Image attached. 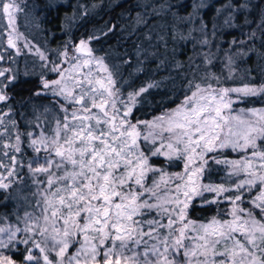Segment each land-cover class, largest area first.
<instances>
[{
    "label": "snow or ice",
    "instance_id": "obj_1",
    "mask_svg": "<svg viewBox=\"0 0 264 264\" xmlns=\"http://www.w3.org/2000/svg\"><path fill=\"white\" fill-rule=\"evenodd\" d=\"M66 7L69 36L88 5L0 0V264H264V0H114L43 51L20 31Z\"/></svg>",
    "mask_w": 264,
    "mask_h": 264
},
{
    "label": "rangeland",
    "instance_id": "obj_2",
    "mask_svg": "<svg viewBox=\"0 0 264 264\" xmlns=\"http://www.w3.org/2000/svg\"><path fill=\"white\" fill-rule=\"evenodd\" d=\"M31 0H27V2H29ZM41 3L40 7H43V3L44 0H39ZM83 3L88 5L89 9L91 10V14L88 15L86 18L84 19H77V21L75 22V24L72 26L71 28V32L69 36H65L60 30H59V26H60V19L58 17H63L64 16V11L67 10L68 14L71 15L72 14V10L67 8L63 9L60 11V13H52L50 15H48V20L42 23V28H44L45 33L46 34V42L44 43L41 39H39L38 37H32L33 36V32H37L40 29H37L35 27V24L37 22V17L32 14L31 12H29V14L27 15V17H25L24 15H21L19 18V25H20V31L22 33H24L28 39L34 43L35 45H37V47H41V50H46V49H50V48H57L59 45H62L66 40H68L69 38L78 40L80 38H85V36L81 35V30H82V26H81V21L84 20H89L93 15L97 16V18H100L101 20H106V21H111V22H117V18L119 17L120 13L118 14H113L111 18H107V9L108 8H112L111 4L114 3V0H103V3L101 4V0H64L65 5L67 6L68 4H72L75 5L77 3ZM93 4H101L100 7L96 8V9H91V6ZM125 6V5H124ZM106 14V15H105ZM44 15V13H40V16L42 17ZM105 23V22H104ZM103 23V24H104ZM103 24H101L100 26H98L97 28L101 27ZM58 36L57 42L54 43L53 41L55 40V37ZM57 38V37H56ZM53 42V43H52ZM191 46L189 45L188 48H190ZM187 51V50H186ZM191 54L190 51L187 52V55ZM33 57L30 55L28 57L29 61H31ZM180 59H185L186 56H180ZM251 61H249V65H251ZM21 67H23V65L21 64ZM143 77H141L142 79ZM140 79V80H141ZM138 80L136 83L139 84ZM161 99V96H156L154 104L156 102H159ZM220 175H222V173L219 174H213L211 179L214 182H219L220 179Z\"/></svg>",
    "mask_w": 264,
    "mask_h": 264
},
{
    "label": "trees",
    "instance_id": "obj_3",
    "mask_svg": "<svg viewBox=\"0 0 264 264\" xmlns=\"http://www.w3.org/2000/svg\"><path fill=\"white\" fill-rule=\"evenodd\" d=\"M33 2H36V3H38L40 6H41V3H40V1L39 0H31V1H29L28 3H33ZM127 5H125V7H126ZM107 13L106 14H108L107 15V17H106V19L107 18H111L112 17V15L113 14H118V13H121L122 11H123V7H116V8H108L107 10ZM105 14V15H106ZM104 22H106V20H101L100 18H97V16H95V15H93L88 21L87 20H84V21H81V26H82V30H81V35L82 36H85V37H87L94 29H96L98 26H100L101 24H103ZM45 29L44 28H42V30L40 29L39 31H35V32H33L32 34H33V36L32 37H38L39 39H41L44 43L46 42V34H44L45 33V31H44ZM57 37V38H56ZM55 37V40L53 41L54 43H56L57 42V39H60V38H58V36H56ZM115 37H110L109 39H108V44L109 45H112V44H114L115 43ZM52 42V43H53ZM93 46L94 47H100L101 46V44H99V43H95L94 42V44H93ZM105 47H107V45H105ZM50 49H54V48H50ZM189 55H191V54H189ZM186 59V58H185ZM143 80V78L139 81V84L141 83V81ZM138 83H137V85H139ZM23 87L24 88H31V87H33V85H31V84H26V85H23ZM17 91H19V89H17ZM22 94H26V93H22ZM213 213L211 212V211H208V212H201V211H196V212H194L192 215H193V217L195 218V217H203V216H208V215H212Z\"/></svg>",
    "mask_w": 264,
    "mask_h": 264
}]
</instances>
